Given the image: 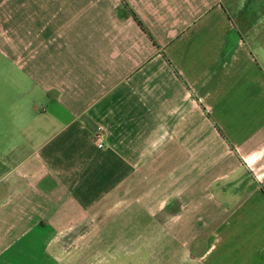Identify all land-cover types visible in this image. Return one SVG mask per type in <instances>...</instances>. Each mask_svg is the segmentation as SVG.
<instances>
[{
	"label": "crops",
	"instance_id": "0c3cea01",
	"mask_svg": "<svg viewBox=\"0 0 264 264\" xmlns=\"http://www.w3.org/2000/svg\"><path fill=\"white\" fill-rule=\"evenodd\" d=\"M111 238L264 264V0H0V264Z\"/></svg>",
	"mask_w": 264,
	"mask_h": 264
},
{
	"label": "rangeland",
	"instance_id": "374dc122",
	"mask_svg": "<svg viewBox=\"0 0 264 264\" xmlns=\"http://www.w3.org/2000/svg\"><path fill=\"white\" fill-rule=\"evenodd\" d=\"M117 229V228H116ZM130 231V229H129ZM109 239V238H108ZM127 241L121 240L120 242L115 241L114 238H111L107 243H90L87 245V251L81 248L77 250L79 255L80 253L85 255L84 259H78L79 256H76V264H163L161 258L154 259V252L161 254L158 251H161V245L158 246L147 242H132L131 238H125ZM178 249V248H177ZM84 253H83V252ZM130 253L137 254V259H132ZM125 254V255H124ZM129 256H126V255ZM89 257V259L87 257ZM177 261V260H176Z\"/></svg>",
	"mask_w": 264,
	"mask_h": 264
},
{
	"label": "built area",
	"instance_id": "2783aa9c",
	"mask_svg": "<svg viewBox=\"0 0 264 264\" xmlns=\"http://www.w3.org/2000/svg\"><path fill=\"white\" fill-rule=\"evenodd\" d=\"M98 147L99 148H104V144L101 142V137L98 138Z\"/></svg>",
	"mask_w": 264,
	"mask_h": 264
}]
</instances>
